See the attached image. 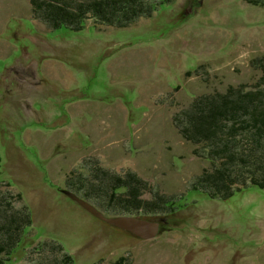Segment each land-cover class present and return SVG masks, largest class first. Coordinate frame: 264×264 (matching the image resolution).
<instances>
[{"label": "rangeland", "instance_id": "374dc122", "mask_svg": "<svg viewBox=\"0 0 264 264\" xmlns=\"http://www.w3.org/2000/svg\"><path fill=\"white\" fill-rule=\"evenodd\" d=\"M263 61L264 0H172L126 27L78 30L54 28L31 0H0V219L32 215L11 264L65 253L76 264H264V189L192 190L215 163L181 120L204 94L255 90ZM105 173L142 179L141 199L177 201L169 219L173 202L157 199L167 221L155 237L119 231L64 192L111 216Z\"/></svg>", "mask_w": 264, "mask_h": 264}, {"label": "trees", "instance_id": "16d2710c", "mask_svg": "<svg viewBox=\"0 0 264 264\" xmlns=\"http://www.w3.org/2000/svg\"><path fill=\"white\" fill-rule=\"evenodd\" d=\"M171 1L31 0V4L35 13L43 16L54 28L68 27L78 30L84 28L90 19L101 24L126 27L140 17L152 16L159 4ZM262 65L264 68V61ZM181 120L184 137L194 144L203 145L204 149L208 148L209 157L215 163L210 170H204L205 175L199 177L192 190L205 191L211 198H226L235 194V191L230 192L229 189L232 181L238 182V191L251 185L264 189V69L255 90L247 89L245 85L239 88L229 86L225 91L204 94L196 98L191 107L183 112ZM1 169L0 155V175ZM105 174L110 186L104 185V188L110 187V199L118 206L110 212L111 216L133 215L149 220L161 217L157 215L162 210L157 200L162 199L161 197L158 196L156 202L141 199L143 192L148 189L142 179L133 173H128L123 178ZM86 196L88 199L90 195ZM161 201L166 202L165 207L173 202L169 207L171 212L166 215L170 219L177 201ZM3 216L0 219V264H11L16 252L23 248L25 234L32 226V215L29 211H8ZM164 226L165 223H162V228ZM34 264L76 263L73 256L65 253L64 259L44 255Z\"/></svg>", "mask_w": 264, "mask_h": 264}, {"label": "water", "instance_id": "95a60500", "mask_svg": "<svg viewBox=\"0 0 264 264\" xmlns=\"http://www.w3.org/2000/svg\"><path fill=\"white\" fill-rule=\"evenodd\" d=\"M64 192L99 219L142 239L155 237L160 231L161 224L167 221L165 217H160L157 220H149L133 215L108 216L94 204L78 196L76 193L70 190H64Z\"/></svg>", "mask_w": 264, "mask_h": 264}]
</instances>
